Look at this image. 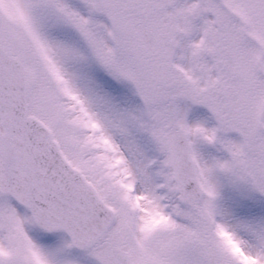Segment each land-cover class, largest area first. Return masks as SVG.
Wrapping results in <instances>:
<instances>
[{
  "label": "snow or ice",
  "instance_id": "6c2138e0",
  "mask_svg": "<svg viewBox=\"0 0 264 264\" xmlns=\"http://www.w3.org/2000/svg\"><path fill=\"white\" fill-rule=\"evenodd\" d=\"M81 2L0 0V264H264V0Z\"/></svg>",
  "mask_w": 264,
  "mask_h": 264
},
{
  "label": "rangeland",
  "instance_id": "374dc122",
  "mask_svg": "<svg viewBox=\"0 0 264 264\" xmlns=\"http://www.w3.org/2000/svg\"><path fill=\"white\" fill-rule=\"evenodd\" d=\"M70 2L74 4L80 11H82L83 14L85 15L88 14L86 7L82 4L81 0H70ZM95 19L108 23L107 18L105 16H102L99 18L95 17ZM52 29H53V32L51 33L55 37L60 38L59 31L60 33L64 31L65 33L68 32L69 36L72 37L73 39L77 41L79 39L75 30L71 29L70 27L62 26V27H56ZM81 46L83 47L82 44ZM85 51L87 50L85 49ZM93 62L95 64V67L90 66L86 69L88 75L93 80L96 81L97 85L102 89L103 92L108 94L113 104L117 108H119L120 110H136L140 106H142L141 98L138 96V94L135 91L134 86L130 82L117 81L115 78L111 77L106 72V70L103 69L102 66H100L95 61ZM97 70H99L100 72ZM188 119H189V122H195L199 120V121L205 122L208 127L214 126L213 116L204 106L191 105L189 108V112H188ZM229 136L232 138H238L237 133L229 134ZM140 142L142 146L145 148L147 155H149L150 157H155L157 155V153H155L152 145L150 144V142L147 140L146 137H142L140 139ZM199 147L201 151L204 152L206 155L212 154L210 145L200 144ZM32 231H35V230H32ZM32 231L30 232V234L34 235ZM34 236L36 237V235ZM38 239L45 244H53L56 241H58L59 234L46 235L45 238L38 237ZM70 256L76 258L73 251L70 253ZM87 258L88 257L83 253L82 259H79L80 264ZM84 264H92V260Z\"/></svg>",
  "mask_w": 264,
  "mask_h": 264
},
{
  "label": "bare ground",
  "instance_id": "6f19581e",
  "mask_svg": "<svg viewBox=\"0 0 264 264\" xmlns=\"http://www.w3.org/2000/svg\"><path fill=\"white\" fill-rule=\"evenodd\" d=\"M51 32H53V29H51ZM59 34H60V38H65V37H68V36H69L68 32L65 33L64 31H62L61 33H60V31H59ZM90 66H91V67H95V64H94L93 61H91ZM97 71H99V70H97ZM99 72H100V71H99Z\"/></svg>",
  "mask_w": 264,
  "mask_h": 264
}]
</instances>
